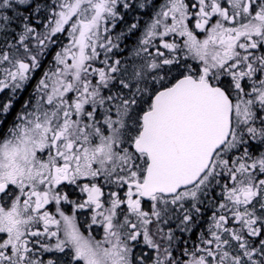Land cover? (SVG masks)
Wrapping results in <instances>:
<instances>
[{
  "label": "snow or ice",
  "instance_id": "6c2138e0",
  "mask_svg": "<svg viewBox=\"0 0 264 264\" xmlns=\"http://www.w3.org/2000/svg\"><path fill=\"white\" fill-rule=\"evenodd\" d=\"M0 264H264V0H0Z\"/></svg>",
  "mask_w": 264,
  "mask_h": 264
},
{
  "label": "flooded vegetation",
  "instance_id": "af4514ba",
  "mask_svg": "<svg viewBox=\"0 0 264 264\" xmlns=\"http://www.w3.org/2000/svg\"><path fill=\"white\" fill-rule=\"evenodd\" d=\"M75 198V197H74ZM81 219H83V218H81Z\"/></svg>",
  "mask_w": 264,
  "mask_h": 264
},
{
  "label": "rangeland",
  "instance_id": "374dc122",
  "mask_svg": "<svg viewBox=\"0 0 264 264\" xmlns=\"http://www.w3.org/2000/svg\"><path fill=\"white\" fill-rule=\"evenodd\" d=\"M77 195H78V193H77Z\"/></svg>",
  "mask_w": 264,
  "mask_h": 264
}]
</instances>
